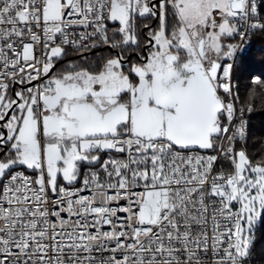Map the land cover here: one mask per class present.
Here are the masks:
<instances>
[{"label":"snow or ice","instance_id":"obj_1","mask_svg":"<svg viewBox=\"0 0 264 264\" xmlns=\"http://www.w3.org/2000/svg\"><path fill=\"white\" fill-rule=\"evenodd\" d=\"M257 33L264 0H0V264H252Z\"/></svg>","mask_w":264,"mask_h":264},{"label":"trees","instance_id":"obj_2","mask_svg":"<svg viewBox=\"0 0 264 264\" xmlns=\"http://www.w3.org/2000/svg\"><path fill=\"white\" fill-rule=\"evenodd\" d=\"M250 52L252 55L246 64H239L234 69L235 80L237 83V89L242 97L241 103L246 99L249 88L259 89L258 85L252 83L253 77L264 80V36L259 33L250 36ZM93 51V59H96L97 55H107L106 53H95ZM74 59H79L75 53L70 54ZM250 138L248 140L249 150L254 152L253 145H256L260 140L264 139V105L254 106L253 112L247 115ZM264 240L261 239L260 234L257 233V253L264 252L262 249ZM254 253L252 258V264H264L261 261L259 255Z\"/></svg>","mask_w":264,"mask_h":264},{"label":"flooded vegetation","instance_id":"obj_3","mask_svg":"<svg viewBox=\"0 0 264 264\" xmlns=\"http://www.w3.org/2000/svg\"><path fill=\"white\" fill-rule=\"evenodd\" d=\"M93 51H96L95 53H99V54H100L101 52H102V53L109 54V51H108V49H107L106 46H105L104 48L99 49V50H93ZM87 55H88L90 61H93V62L95 61V60L93 59V55H94L93 52H92V53H88ZM69 59L76 60L77 62H80L79 59H74V58L71 57V56H69ZM65 63H66V62H65Z\"/></svg>","mask_w":264,"mask_h":264},{"label":"built area","instance_id":"obj_4","mask_svg":"<svg viewBox=\"0 0 264 264\" xmlns=\"http://www.w3.org/2000/svg\"><path fill=\"white\" fill-rule=\"evenodd\" d=\"M238 41H239V38L236 39V42H238ZM244 47H245L246 49L249 50V48H250V37L247 39V42L244 44ZM234 69H235V67H234ZM234 84H235L236 87H237V83H236V80H235V75H234ZM240 103H241V101H240ZM245 118H246L247 121H248L247 116H246Z\"/></svg>","mask_w":264,"mask_h":264},{"label":"rangeland","instance_id":"obj_5","mask_svg":"<svg viewBox=\"0 0 264 264\" xmlns=\"http://www.w3.org/2000/svg\"><path fill=\"white\" fill-rule=\"evenodd\" d=\"M233 42H236V40H235V41H233ZM262 249H263V251H264V245H262Z\"/></svg>","mask_w":264,"mask_h":264}]
</instances>
